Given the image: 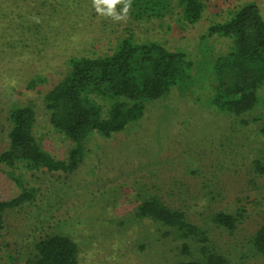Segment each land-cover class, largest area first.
Instances as JSON below:
<instances>
[{"label":"rangeland","instance_id":"374dc122","mask_svg":"<svg viewBox=\"0 0 264 264\" xmlns=\"http://www.w3.org/2000/svg\"><path fill=\"white\" fill-rule=\"evenodd\" d=\"M202 1L201 18L187 24L176 10L138 20L129 8L117 21L98 13L93 0H0V152L7 146V110L31 103L40 146L54 158L66 157L72 142L50 125L42 96L67 73L70 57L110 54L131 34L137 42L182 50L192 61L187 79L147 101L138 120L91 141L74 172L0 164V200L35 189L28 204L5 216L0 264H28L33 241L50 232L73 239L80 264H173L180 241L133 217L150 194L207 228L209 244L227 264H264L250 243L264 214V174L253 164L264 151V83L258 103L242 119L218 111L210 102L212 66L230 39L205 36L212 23L248 2L264 19V0ZM123 8L116 5V12L123 15ZM217 211L239 212L241 220L232 231L216 228L210 217Z\"/></svg>","mask_w":264,"mask_h":264},{"label":"trees","instance_id":"16d2710c","mask_svg":"<svg viewBox=\"0 0 264 264\" xmlns=\"http://www.w3.org/2000/svg\"><path fill=\"white\" fill-rule=\"evenodd\" d=\"M173 10L183 22L194 24L202 16L204 3L131 0L130 6L138 20L162 18ZM205 36L230 39L228 51L213 60L210 102L218 111L242 119L258 103L257 91L264 83V19L257 5L248 2L230 10L225 20L212 23ZM191 66L184 51L169 50L156 41L137 42L131 34L120 38L110 54L70 57L67 73L42 96L50 125L72 142L66 157L54 158L40 146L33 132L34 106L24 103L7 110V146L0 152V164L48 173L74 172L89 153L91 141L108 138L138 120L146 102L165 96L187 79ZM261 132L264 135V121ZM253 164L256 172L264 174V151ZM34 195L35 189H23L0 200V232L7 212L28 204ZM241 216L239 212L217 211L210 220L214 227L232 231ZM133 217L161 226L164 236L180 241L173 264H227L226 256L209 244L207 228L160 195L145 196ZM250 238L253 250L264 256V214ZM27 263L80 264L78 247L67 234L50 232L33 241Z\"/></svg>","mask_w":264,"mask_h":264},{"label":"clouds","instance_id":"9594fccd","mask_svg":"<svg viewBox=\"0 0 264 264\" xmlns=\"http://www.w3.org/2000/svg\"><path fill=\"white\" fill-rule=\"evenodd\" d=\"M124 4L123 15L116 12V5ZM96 11L100 14L111 16L114 20L125 19L131 6V0H93ZM101 5L105 7H101Z\"/></svg>","mask_w":264,"mask_h":264}]
</instances>
